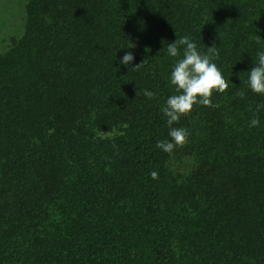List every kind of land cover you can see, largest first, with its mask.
Returning a JSON list of instances; mask_svg holds the SVG:
<instances>
[{
  "label": "rangeland",
  "instance_id": "374dc122",
  "mask_svg": "<svg viewBox=\"0 0 264 264\" xmlns=\"http://www.w3.org/2000/svg\"><path fill=\"white\" fill-rule=\"evenodd\" d=\"M28 1L0 0V55L20 42ZM148 1L161 20L189 31L197 50L208 54L203 33L214 17L215 0ZM236 11L242 14L244 8ZM42 13L45 57L38 81L21 90L0 87V260L9 257L10 245L18 239L26 262L48 247L54 248L59 264H66L64 250L106 235L113 255L109 264H133L127 232L142 233L143 215L138 166L126 147L152 134V99L143 94L146 80L133 69L134 61L121 63L126 52L99 0L46 1ZM239 35L240 42L232 40L225 52L236 89L214 90L211 100L218 108L196 105L187 115L189 142L160 157L179 187L168 215L172 264H244L243 233L234 208L237 192L260 158L254 153L264 145V113L256 111L261 105L257 99L264 95L248 85V72L258 60L255 43ZM213 62L224 76L218 59ZM119 77L130 86L127 100L113 112L97 113V86L119 88ZM254 115L260 117L257 127L250 126ZM81 133L96 141L102 174L73 187L76 171L66 150L69 135ZM25 181L28 188L19 185ZM68 198L71 212L62 204ZM51 206L58 208L57 237H39L27 223V235L20 232V214L46 223ZM85 257L86 264H105L99 254Z\"/></svg>",
  "mask_w": 264,
  "mask_h": 264
},
{
  "label": "trees",
  "instance_id": "16d2710c",
  "mask_svg": "<svg viewBox=\"0 0 264 264\" xmlns=\"http://www.w3.org/2000/svg\"><path fill=\"white\" fill-rule=\"evenodd\" d=\"M46 1L59 0L28 1L24 33L20 42L5 55H0L1 88L21 90L38 81L36 73L45 57L42 35L45 21L42 4ZM99 3L107 21L115 28L124 51L134 56L133 61L136 65L145 61L139 70L146 80L147 90L156 94L152 99L150 117L152 134L126 147L128 156L138 166L139 197L143 215L140 222L142 233L127 232V252L130 253L133 264H172L168 215L175 208L179 187L173 184L160 160V157H167L169 154L157 148L156 144L158 141H171L167 117L161 109L167 99L176 94L169 78L174 63L183 56V46L180 47V56L173 58L167 53V45L184 36L190 37L192 42L194 39L189 31H178L172 24L161 20L148 0H99ZM213 4L216 8L214 17L203 37L210 47L215 46L218 50L222 46L218 50L220 55L218 61L222 69L226 70L223 77L229 81L228 91L232 93V89H236V75H229L230 62L228 58L225 59V55L228 56L225 52L232 40L240 42L237 37L235 38L238 34H241L239 36L243 39L255 43L256 56L264 51V0H215ZM241 6L244 8L242 14L236 11V8ZM242 22L247 23L243 25ZM257 36L261 41L257 42ZM132 45L134 47H131ZM118 81L120 87L113 90L107 86H97L94 103L97 113L113 112L127 100L130 86L122 77H119ZM257 100L264 105V98ZM260 113H264V108H260L258 114ZM172 127L184 128L189 132L187 115L182 116ZM68 139L69 148L66 152L76 171L71 186L77 187L90 178H98L102 171L96 161L99 151L96 141L84 133L71 134ZM189 140L190 135L188 142ZM258 150V155H255ZM258 150L254 153V157H260L258 163L256 162L255 167L251 169V173H247L246 186L237 192V203L234 208L238 218L237 226L241 225L243 233L244 264H264V145ZM250 155L253 156L252 153ZM153 171L158 173V179L151 177ZM28 184V181L19 183L22 188H28ZM62 204L64 208L70 210L69 212L72 211L71 198ZM51 208L46 210L45 214L49 216L46 223L41 221L35 223L31 217H23L20 214L18 220H21L24 227L20 232L27 235V223L32 225V231L37 232L39 237L47 239H52L51 236L57 237L58 208L55 210L53 206ZM110 244L106 235L91 236V239L74 245L73 251L67 253L64 250L62 254L67 260L66 264H86L85 254L90 253L93 256L99 254L100 261L109 264L113 261ZM20 246L21 240L16 239L10 245L13 252L9 257L3 258L4 261L0 260V264H59L54 248L45 247L35 255L33 261L26 262Z\"/></svg>",
  "mask_w": 264,
  "mask_h": 264
},
{
  "label": "clouds",
  "instance_id": "9594fccd",
  "mask_svg": "<svg viewBox=\"0 0 264 264\" xmlns=\"http://www.w3.org/2000/svg\"><path fill=\"white\" fill-rule=\"evenodd\" d=\"M261 41L257 36V42ZM183 46V56L177 59L173 65L170 75V83L175 88L176 94L171 95L161 111L167 117V124L170 128L169 136L171 141H158L156 147L171 155L177 147H183L188 143L190 133L184 128L172 127L178 123L180 118L191 114L196 105L205 107H220L219 104L213 105L211 97L215 92L225 93L229 87V81L223 77L221 70L213 62L219 59L217 47H208V54H201L197 50V45L191 41L190 37L184 36L176 39L175 42L167 45V53L170 57L177 58L180 56V47ZM131 47H134L132 45ZM134 60L131 53H126L121 63L130 65ZM145 61L133 67L138 70L144 65ZM256 66L249 73L248 85L250 90L258 95H264V51L258 53ZM139 93L137 92V95ZM148 99H154L155 93L148 91L143 92ZM243 93H240L243 98ZM264 105H259L256 109L259 112ZM259 118L254 115L250 121L251 127L259 126ZM153 179H158V173H151Z\"/></svg>",
  "mask_w": 264,
  "mask_h": 264
}]
</instances>
